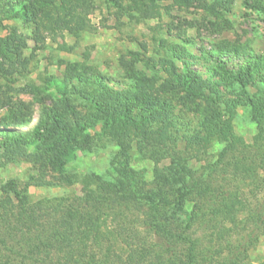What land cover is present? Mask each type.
<instances>
[{"label":"rangeland","instance_id":"1","mask_svg":"<svg viewBox=\"0 0 264 264\" xmlns=\"http://www.w3.org/2000/svg\"><path fill=\"white\" fill-rule=\"evenodd\" d=\"M1 3L12 4L14 12L2 13L0 7V222H37L24 230L32 233L22 234L21 241L40 237L51 249L40 222L66 221L78 199L89 197L92 177L124 162L115 143L99 141L100 126L86 130L94 142L89 148L79 147L82 137L63 142L55 154L38 142L19 148L14 139L15 131L32 130L43 110L68 106L70 126L84 125L88 98L99 95L92 83L116 91L140 84L151 100L166 103L181 150L187 139L203 133L209 107L205 98L176 83L165 84L167 74L159 61L171 49L178 68L195 72L223 98L240 102L232 124L243 146L239 153L255 166L258 178L231 177L232 159L221 157L223 144L216 142L202 161L189 164L196 175L211 173L212 178L184 203L188 221L185 214L180 219L172 215L177 200L165 190L155 210L137 206L109 220L150 222L154 251L170 250L162 255L165 264H187L194 242L198 258L188 264H264V141H255L258 125L247 107L250 96H264V0H55L47 8L30 0ZM80 13L86 16V28L70 32ZM59 18L66 27H60ZM219 66L234 75L250 67L243 74L245 86L230 80ZM156 109L150 101L136 100L133 114ZM4 132L12 133L9 144L1 137ZM252 146L257 153L250 151ZM128 161L137 179L157 193L153 162L137 149ZM167 164L173 166L170 160ZM225 194L245 204L236 217L225 215ZM163 205L166 209L157 212ZM163 227L166 239L160 235ZM182 233L189 242L181 243ZM52 252L49 257L54 258ZM5 261L1 256L0 262Z\"/></svg>","mask_w":264,"mask_h":264},{"label":"trees","instance_id":"2","mask_svg":"<svg viewBox=\"0 0 264 264\" xmlns=\"http://www.w3.org/2000/svg\"><path fill=\"white\" fill-rule=\"evenodd\" d=\"M30 2L45 8L55 4V0H30ZM177 2L187 4L188 0H177ZM0 7L2 13L13 11L12 4L1 3ZM85 21V14L80 13L69 31L72 32L77 27L84 30ZM59 23L60 27H66L62 18H59ZM159 62L162 70L167 74L165 84L176 83L192 96L204 97L207 101L209 107L202 124L203 133L187 139L185 148L181 150L178 138L169 122L170 110L167 104L157 102L155 99L151 100L140 84L127 91H116L95 83L90 84L99 95L97 98H88L90 111L82 126H78L79 122L75 126H70L71 112L68 106L60 110L54 108L43 110L32 130L15 131L17 137L14 139L19 148L38 142L41 144L40 148L49 147L55 154L56 149L63 142H75L82 137L83 139L78 142L79 147L89 148L94 142L86 130L100 126L101 133L97 134L99 141L106 139L115 143L124 162L113 168L111 172L92 177L94 188H91L89 197L78 199L67 214L66 221L40 222L41 232L48 235L53 244L51 249L47 244L48 241L41 240L40 237H29V240L21 241L22 234L32 233L24 230H30V225H35L37 222H0V257L4 255L6 259L0 264H165L162 255L170 250H165L164 254L154 251L150 242V231L153 229L150 222L137 224L128 219L116 222L117 220L114 219L109 220L110 215L123 216L125 212L128 213L137 206L155 210V205L161 204V199L166 197L165 190L168 194H174L177 200V204L172 206V215L180 219L185 214L187 220L189 217L184 209V203L198 191L202 192L206 180L212 178L211 173L196 175V171L192 170L189 164L192 160L202 161L216 142L223 144L221 157L232 159L231 177H240L243 180L256 178L255 166L249 163V159L244 154L239 153V147L242 146L241 138L236 136L232 124V116L236 114L240 102L223 98L198 74L187 68H178L171 49L166 51V55ZM219 69L230 80L245 86L246 78L243 74L249 72L250 67L239 71L236 75L222 66H219ZM136 100L150 101L151 105L157 106L158 109L136 116L133 114ZM247 105L252 121L258 125V134L254 139L257 142L264 141V96H250ZM11 134L6 132L1 134L5 144L13 141ZM249 148L253 153L258 152L255 146ZM133 149H137L143 158L153 162L154 181L160 189L157 193H151L147 189L148 184L137 179L136 171L130 167L128 159ZM50 155L51 153L49 157ZM168 160L172 161L173 166L164 165ZM225 200H229L224 206L225 215L230 218L236 217L245 206L242 199L237 197L231 199L226 195ZM165 209L166 205H163V208H157L156 211L161 212ZM51 212L46 211V214L53 216ZM164 227L161 228L160 235L161 238L166 239L161 234L162 229L165 231ZM178 238L181 243L190 241L183 233ZM196 246L195 242L194 246H188L187 264L195 262V258H198L196 256L200 249ZM51 250L54 258L49 257Z\"/></svg>","mask_w":264,"mask_h":264}]
</instances>
